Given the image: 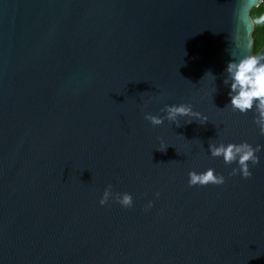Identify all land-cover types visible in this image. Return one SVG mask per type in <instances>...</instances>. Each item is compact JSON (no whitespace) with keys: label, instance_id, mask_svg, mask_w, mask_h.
I'll list each match as a JSON object with an SVG mask.
<instances>
[{"label":"water","instance_id":"1","mask_svg":"<svg viewBox=\"0 0 264 264\" xmlns=\"http://www.w3.org/2000/svg\"><path fill=\"white\" fill-rule=\"evenodd\" d=\"M234 7L0 0V264H264V147L249 178L208 151L264 146L227 106ZM180 104L207 122L144 118Z\"/></svg>","mask_w":264,"mask_h":264},{"label":"clouds","instance_id":"2","mask_svg":"<svg viewBox=\"0 0 264 264\" xmlns=\"http://www.w3.org/2000/svg\"><path fill=\"white\" fill-rule=\"evenodd\" d=\"M264 7V0L249 6V0H235L233 10L232 31L228 34L229 44L234 49L230 53V61L226 66L224 79L225 86H230L229 97L230 104L227 105L233 112L247 114L250 111L255 113V124L259 129L260 136L264 137V43H258L260 34V21L256 18L257 9ZM161 112L165 115L157 117L146 114L145 119L153 127L162 126L167 120L176 124L179 118H190L189 123L199 120L201 124L207 122V117L194 111L190 104L166 105ZM261 145L255 148L248 143L225 145L220 143L209 144L208 151L213 158H223L227 165L236 164L230 175L240 174L243 178H249L251 172L249 164L255 166L260 163L257 156L262 150ZM165 150V149H164ZM189 187L222 185L225 180L222 175H216L214 169H208L206 172H189ZM115 200L124 208H130L133 205L130 194L115 193L111 187L105 190L103 198L99 201L100 205L107 204L110 198ZM148 207L152 204L149 202Z\"/></svg>","mask_w":264,"mask_h":264},{"label":"trees","instance_id":"3","mask_svg":"<svg viewBox=\"0 0 264 264\" xmlns=\"http://www.w3.org/2000/svg\"><path fill=\"white\" fill-rule=\"evenodd\" d=\"M255 16L260 21V26H261L258 43H263L264 42V7L257 9L255 12Z\"/></svg>","mask_w":264,"mask_h":264}]
</instances>
